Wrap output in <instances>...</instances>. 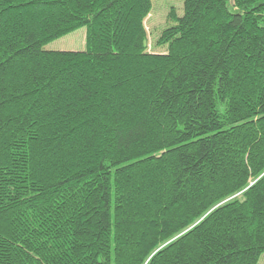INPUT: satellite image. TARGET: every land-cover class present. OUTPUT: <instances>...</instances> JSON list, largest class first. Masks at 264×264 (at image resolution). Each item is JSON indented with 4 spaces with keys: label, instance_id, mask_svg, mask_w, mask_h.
<instances>
[{
    "label": "trees",
    "instance_id": "obj_1",
    "mask_svg": "<svg viewBox=\"0 0 264 264\" xmlns=\"http://www.w3.org/2000/svg\"><path fill=\"white\" fill-rule=\"evenodd\" d=\"M183 1L0 0V264L259 263L264 0Z\"/></svg>",
    "mask_w": 264,
    "mask_h": 264
},
{
    "label": "rangeland",
    "instance_id": "obj_2",
    "mask_svg": "<svg viewBox=\"0 0 264 264\" xmlns=\"http://www.w3.org/2000/svg\"><path fill=\"white\" fill-rule=\"evenodd\" d=\"M152 10L147 20L145 28L148 34V51L155 53L164 52V48H157L156 41L161 32L175 23L168 18L173 11L178 18L184 13L183 0H151ZM85 28L53 41L45 46L47 51H81L85 48ZM258 264H264V254Z\"/></svg>",
    "mask_w": 264,
    "mask_h": 264
}]
</instances>
